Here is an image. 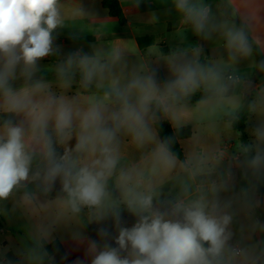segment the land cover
Wrapping results in <instances>:
<instances>
[{
    "label": "clouds",
    "instance_id": "obj_1",
    "mask_svg": "<svg viewBox=\"0 0 264 264\" xmlns=\"http://www.w3.org/2000/svg\"><path fill=\"white\" fill-rule=\"evenodd\" d=\"M171 3L226 59L181 42L157 55L161 75L120 45L62 54L61 0H0V217L23 231L0 245V264H55L48 246L63 229L87 264H264V86L237 67L264 54V3ZM254 67L264 73V59ZM245 115L258 117L247 139ZM189 125L202 131L181 157ZM221 130L237 136L231 149L207 142Z\"/></svg>",
    "mask_w": 264,
    "mask_h": 264
},
{
    "label": "crops",
    "instance_id": "obj_2",
    "mask_svg": "<svg viewBox=\"0 0 264 264\" xmlns=\"http://www.w3.org/2000/svg\"><path fill=\"white\" fill-rule=\"evenodd\" d=\"M222 1L226 3V0ZM61 3L66 18V27L60 31L56 43L60 45L62 54L80 48L88 51L93 47L107 49L114 45H120L125 49V54L131 62L145 60L153 64L159 63L161 75H164L162 62L157 61L156 57L161 52L166 53L177 44L181 42L186 45L200 44L204 54L206 51L209 53V51L218 50L222 46V43L217 44L214 41L215 37L212 40H201L193 35L190 29L181 24L180 18L172 8L171 0H140V4L137 6L138 12L125 15V25L120 24L117 18L110 16L109 10L102 5V0H61ZM119 3L123 9L136 6L135 0H119ZM261 3H264V0H261ZM78 10L82 14H78ZM172 13L176 14L177 20L171 17ZM135 16H141L139 19L149 20V23L138 22V25H134L130 19ZM153 16L156 19H153ZM261 16L264 17V12H261ZM258 31L264 32V23L261 24ZM55 60L56 57L45 58L42 64L51 66L54 65ZM240 71L251 76L252 83L255 84L254 88L264 86V80L260 81V74L254 77L251 71ZM51 78L49 74V79ZM257 122L258 117L255 115L249 117L245 125L247 136L250 128ZM187 127L192 129V135L202 131L196 125ZM191 137L181 141L184 154L192 145ZM236 139V135L223 130L219 135L207 136L208 143L218 144L225 149H231L233 141ZM126 154L129 161H136L140 156L139 151L132 146L126 147ZM260 193L264 195V187L260 189ZM262 218H264V213H262ZM4 222L8 231H0V245H14L16 236L22 235L23 231L19 230L15 223H9L5 219ZM87 235L91 237L96 235V232H92L91 236L89 233ZM54 241H59L62 244L67 255L66 260L62 263H58L55 259V264H74L71 252L75 251V243L78 241L61 237H57Z\"/></svg>",
    "mask_w": 264,
    "mask_h": 264
},
{
    "label": "trees",
    "instance_id": "obj_3",
    "mask_svg": "<svg viewBox=\"0 0 264 264\" xmlns=\"http://www.w3.org/2000/svg\"><path fill=\"white\" fill-rule=\"evenodd\" d=\"M212 0H210L211 2ZM220 4L223 3L225 4L222 0H216ZM102 5L109 10L110 16L113 18H117L120 22V24L125 25L126 24V19L125 15L126 14H134L138 12V7L137 6H131L123 9L119 3V0H102ZM259 55H257V63L260 61ZM261 74L260 71L256 70V75ZM249 119V116L245 115L242 117L240 123L237 126V130L243 132V136L240 138L247 139V135L245 133V125L247 120ZM192 129L190 127H185L181 133L179 134L178 142L176 144V151L183 157L184 152L181 147V141L191 137L192 135ZM172 134V128L167 122H164L160 128H159V136L161 138L171 135ZM0 231L2 232H7V227L5 225L4 219L0 217ZM49 251L53 252L55 255V259L58 263H62L63 261L66 260L67 255L66 252L62 246V244L59 241H54L52 244L49 246Z\"/></svg>",
    "mask_w": 264,
    "mask_h": 264
},
{
    "label": "rangeland",
    "instance_id": "obj_4",
    "mask_svg": "<svg viewBox=\"0 0 264 264\" xmlns=\"http://www.w3.org/2000/svg\"><path fill=\"white\" fill-rule=\"evenodd\" d=\"M211 3L214 5V11H219L221 6H223L224 4L221 3L219 4L216 0H212ZM176 14L172 13V16L174 19L177 20V18L175 17ZM141 18V16H135L133 18L130 19V21L134 24V25H138L137 23H149V20H141L139 19ZM258 35H260L262 38H264V32L258 31L257 32ZM214 41L217 44H221L223 43L222 40H220L218 37L214 38ZM205 55H207L209 58H219V57H224L226 59V52L224 50V48L221 46V48H219L218 50L215 51H209V53L206 51ZM257 55H259L260 59H264V54H256L253 57L246 59V60H242L238 65V69L242 70V71H251L252 75H254V77H257L256 75V69L254 67V63H257ZM244 73V72H243ZM264 80V73L260 74V81ZM96 225H91L88 227V229L86 230L87 233L90 234L92 232H96ZM72 229H63L58 231L55 234V238L57 239V237H61V238H72L71 235ZM93 236V237H92ZM92 238H96V235H92ZM89 237V238H91ZM85 245H82L80 242H76L75 243V251L72 253L71 252V257H72V261L74 264H87V258L84 256V251H85Z\"/></svg>",
    "mask_w": 264,
    "mask_h": 264
},
{
    "label": "water",
    "instance_id": "obj_5",
    "mask_svg": "<svg viewBox=\"0 0 264 264\" xmlns=\"http://www.w3.org/2000/svg\"><path fill=\"white\" fill-rule=\"evenodd\" d=\"M255 86V84L254 83H252V87H254Z\"/></svg>",
    "mask_w": 264,
    "mask_h": 264
}]
</instances>
